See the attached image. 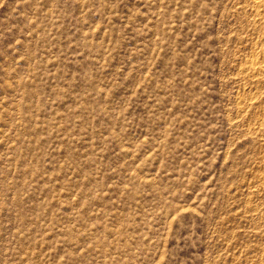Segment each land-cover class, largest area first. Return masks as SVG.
I'll use <instances>...</instances> for the list:
<instances>
[{
	"label": "rangeland",
	"instance_id": "374dc122",
	"mask_svg": "<svg viewBox=\"0 0 264 264\" xmlns=\"http://www.w3.org/2000/svg\"><path fill=\"white\" fill-rule=\"evenodd\" d=\"M263 55L264 0H0V264H264Z\"/></svg>",
	"mask_w": 264,
	"mask_h": 264
},
{
	"label": "bare ground",
	"instance_id": "6f19581e",
	"mask_svg": "<svg viewBox=\"0 0 264 264\" xmlns=\"http://www.w3.org/2000/svg\"><path fill=\"white\" fill-rule=\"evenodd\" d=\"M257 4H258V2H257ZM257 7V6H256ZM262 9V8H261ZM262 58H264V55H263V57Z\"/></svg>",
	"mask_w": 264,
	"mask_h": 264
}]
</instances>
